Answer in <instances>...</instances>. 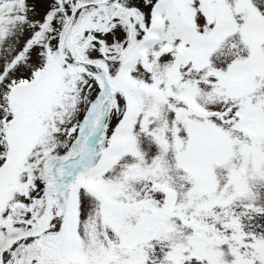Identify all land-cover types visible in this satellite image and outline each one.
Segmentation results:
<instances>
[{
	"label": "snow or ice",
	"instance_id": "snow-or-ice-1",
	"mask_svg": "<svg viewBox=\"0 0 264 264\" xmlns=\"http://www.w3.org/2000/svg\"><path fill=\"white\" fill-rule=\"evenodd\" d=\"M0 264H264V0H0Z\"/></svg>",
	"mask_w": 264,
	"mask_h": 264
}]
</instances>
